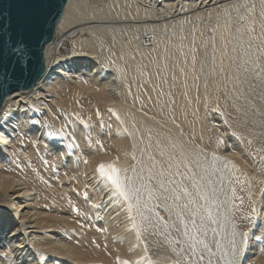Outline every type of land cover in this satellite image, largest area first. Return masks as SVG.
Returning <instances> with one entry per match:
<instances>
[{
	"label": "bare ground",
	"instance_id": "obj_1",
	"mask_svg": "<svg viewBox=\"0 0 264 264\" xmlns=\"http://www.w3.org/2000/svg\"><path fill=\"white\" fill-rule=\"evenodd\" d=\"M251 49L264 54V0H67L43 49L45 75L1 108L0 264H151L139 222L97 173L101 163L128 160L136 144L151 182L193 180L221 264L256 263L257 242L245 249L240 207L225 190L233 165L203 154L207 146L244 154L248 141L225 115L245 113L252 98L264 114V63ZM241 71L259 82L258 97L246 95L252 86ZM13 200L21 212L9 231ZM187 210L197 217V206L173 217ZM89 218L99 227H87Z\"/></svg>",
	"mask_w": 264,
	"mask_h": 264
},
{
	"label": "rangeland",
	"instance_id": "obj_2",
	"mask_svg": "<svg viewBox=\"0 0 264 264\" xmlns=\"http://www.w3.org/2000/svg\"><path fill=\"white\" fill-rule=\"evenodd\" d=\"M251 50L253 54L258 52V58L264 63L263 52L256 51L255 49ZM75 66L77 65L75 64ZM241 74L245 85L247 86L250 83L252 86V90L247 87L248 90L246 91V95L258 97L254 92H256L255 90L258 88L259 82L252 79L249 80L247 75L242 71ZM217 86L218 85L215 87ZM248 104L251 105L245 107L246 112L243 114L237 110H233L225 115L227 116L225 117L227 125L230 124V126H228L232 133H238L234 128L240 127V129H242V139L244 138L243 140L248 141L246 142L248 147H246L245 153L235 158L231 157L225 148L214 147L211 150L209 149L210 147L207 146V148H203V154L208 157V155L212 153L216 161H222L223 164L219 163L220 165L229 163V161L232 162L233 168H229V173L230 171L234 173L231 177L232 180L230 179L229 184L225 186V190L226 193L230 194V197L232 196L230 199L233 208L234 205L237 206L236 208H238V206L240 207V211H234V219L237 220V225L244 237L245 249L247 250L248 248L250 250L251 243L257 242V244L254 243L258 245L257 248L253 247L251 249V251H254L256 254L258 253L257 257L259 259H257L254 264H264V125L263 122L260 123L258 120L259 115L264 114L260 111L263 107L259 106L258 101L256 102L255 99H250L247 105ZM255 109L259 110L255 112ZM209 122L212 123V120H209ZM217 135L219 134L217 133ZM210 136L213 140L214 137H216L214 134H210ZM139 147V144H136L131 150L132 152L128 160L118 161L117 164L120 162L121 165L119 166L123 169L129 168L130 165L134 166L132 170L135 171H133L129 177L135 181L137 187H141L139 192L141 206L139 210H133L132 213L133 217L139 222V224H137L139 225L138 229L142 241L145 244L146 255L150 263L221 264L218 253L219 247L218 244H216L218 243L217 238L219 240V237H215L217 234L213 225H211L212 223L210 224L207 204L203 197H201V193L199 191H197L198 195L194 193L193 180L187 179L190 181L187 185H182L180 183L171 185L170 183L173 181V178L170 180L161 179V184L158 182H151L150 179H147V177L150 176L148 175L149 172L151 173L150 166L146 162L147 157L144 150L140 151ZM227 165L228 164H226V166ZM95 185H98V183ZM185 189H187V193ZM65 193L66 201L68 203L70 201V204L74 203L75 196L68 191H65ZM122 202L126 204V202ZM19 206L20 203L18 200H13V203L9 205L10 212H13V216L8 214L6 216V219L8 217L10 218L9 223L12 225L9 231L16 227L18 222L17 215L21 212ZM192 206H197L200 212H197L200 215L197 214L196 218L192 217L194 213L191 210L185 212L187 214L186 216L184 215L179 218L173 217L178 210H186ZM89 219L91 221L93 218ZM92 221L93 225L90 226L91 223L88 222V226H85L92 228L94 225L95 227L98 225L96 227L98 228L100 219L98 221V219L94 218ZM137 221L136 223H138ZM181 223L183 224L182 226L186 225L187 227L181 228L182 231L180 229L176 231L175 228L181 225ZM191 223L194 227H196V225L197 227L202 225V227L193 229L192 226H190ZM80 224L82 225L83 222ZM143 228L145 229L143 230ZM203 233L204 235L207 234V240ZM201 256L203 259L199 260ZM44 264H46V262Z\"/></svg>",
	"mask_w": 264,
	"mask_h": 264
},
{
	"label": "water",
	"instance_id": "obj_3",
	"mask_svg": "<svg viewBox=\"0 0 264 264\" xmlns=\"http://www.w3.org/2000/svg\"><path fill=\"white\" fill-rule=\"evenodd\" d=\"M66 3L0 0V112L9 94L33 88L45 75L43 49L55 38Z\"/></svg>",
	"mask_w": 264,
	"mask_h": 264
},
{
	"label": "snow or ice",
	"instance_id": "obj_4",
	"mask_svg": "<svg viewBox=\"0 0 264 264\" xmlns=\"http://www.w3.org/2000/svg\"><path fill=\"white\" fill-rule=\"evenodd\" d=\"M23 45H21V50ZM110 112H114L113 109H109ZM97 115L100 113L97 111ZM119 118V117H117ZM49 135H56V133H49ZM118 161H113L110 164L101 163L97 168V173L102 182H106V186L109 190V195L115 194L116 197L122 198L127 205V211L131 213L133 210H139L140 204V188L136 186L135 181L128 177L127 169H119L116 167ZM87 163V161H85ZM229 163H232L229 161ZM135 171V170H133ZM187 193V189H185ZM132 220L135 221V217H132ZM135 223L133 227H135ZM5 247L0 243V248ZM203 257H199V260H202ZM120 264H132L131 261H121ZM155 264V262H151Z\"/></svg>",
	"mask_w": 264,
	"mask_h": 264
}]
</instances>
